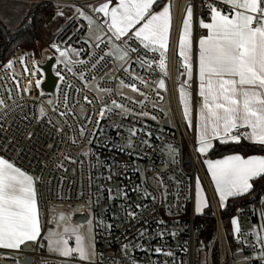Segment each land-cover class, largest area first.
<instances>
[{"label":"built area","instance_id":"built-area-1","mask_svg":"<svg viewBox=\"0 0 264 264\" xmlns=\"http://www.w3.org/2000/svg\"><path fill=\"white\" fill-rule=\"evenodd\" d=\"M18 1L73 9L74 13L68 17L67 24L58 31L52 43L62 49L71 46L78 50V57L70 54L72 60L88 61V53L98 51L84 43L88 38L87 23L75 9L84 10L88 5L104 0ZM209 2L174 0L171 43L167 55L168 76L164 77L159 70L158 53L137 46V51L130 54V71L142 77L147 86L140 84L139 80L133 81L117 65L114 56L106 57L94 70L87 63L73 65L74 71L81 68L85 71L90 81L85 89L78 76L68 74L63 65H55L57 54L51 47L46 52L42 49L38 54L25 46L12 50L0 67V100L7 105L0 108V156L14 161L35 178L39 212L46 219L56 208L76 207L91 213L95 222V261L88 263L78 258L77 254L66 258L47 255L41 250L42 237H39L31 243V250L24 246L5 252L9 255L0 250V264H23L21 260L26 257H30L31 264H261L260 260L252 257L260 251L257 238L264 242V215L254 206L238 207L233 216L239 223L238 237L233 234L231 223L229 226L225 224L223 209L214 195L203 162L194 150V133L188 131L179 105L177 88L183 76L180 75V59L175 55V44L178 42L180 23L186 7L191 5L194 10V38L197 41L201 34H205V30L199 28V22L207 15L206 5ZM101 47L107 50L106 41ZM25 53L29 60L35 53L42 66L49 61L48 57L54 58V76L55 70H61L66 77L56 95L46 91L40 95L34 87L25 94L22 91V75L15 77L20 81L21 90H17L12 71L5 69L4 65L8 60H14L15 72L22 73L18 58ZM138 56L149 61L156 60L157 63L145 71L137 60ZM99 77L101 79L96 85L112 89L111 95L93 90L91 85ZM161 78L165 79L166 92L156 89L154 82ZM121 79L125 83H136L146 93L148 99L143 107L121 99L117 92ZM67 84H71L70 89L66 88ZM76 89L80 92L77 93ZM190 90L195 123V77ZM65 91L69 109L75 117H61L59 114L66 111ZM85 95L91 103L85 102ZM95 97H103V102ZM111 99H116L132 111L124 113L114 109L106 112L97 125V113ZM138 99L135 100L141 101L144 97L138 93ZM42 107L45 110L43 116L40 113ZM142 111L157 119L133 114ZM89 116L91 123L87 120ZM80 125L85 126L83 136L78 130ZM133 128L136 129L135 136L129 131ZM197 178L202 181L209 199V206L201 214L195 211ZM145 192L150 195L146 197ZM130 212H135L134 218L129 215ZM161 232L164 234L162 238L159 235ZM125 245H129L127 254L123 251ZM156 248L172 255H157Z\"/></svg>","mask_w":264,"mask_h":264},{"label":"snow or ice","instance_id":"snow-or-ice-1","mask_svg":"<svg viewBox=\"0 0 264 264\" xmlns=\"http://www.w3.org/2000/svg\"><path fill=\"white\" fill-rule=\"evenodd\" d=\"M220 4L226 5L227 10L214 2L206 5L208 22H205L203 18L200 19L199 28L205 30V34L199 36L195 59L191 5L185 9L178 32V42L175 44V55L181 62L180 75L184 77L177 88L179 105L188 131L194 133V150L200 156H206L214 148V141H219L220 144L229 142L238 144L243 138L254 145L264 146V0H220ZM156 8L159 10H155ZM75 12L87 22L86 36L88 38L84 40V43L90 49L94 47L98 51H90L88 61L72 60L69 58L70 54L78 57V50L71 46L62 49L56 43H52L50 47L57 54L55 65H63V70L68 74L78 76L85 89L88 88L90 81L86 78L83 68L74 71L73 65L83 66L87 63L90 64V69L94 70L105 61L106 57L113 56L119 62V67L133 81L139 80L140 84L147 86L142 77L130 71L132 63L130 54L137 51V46L148 52L158 53L159 70L164 77L168 76L167 53L171 43L172 27L170 0L163 3L162 7L158 0H104L93 9L96 14L95 19L93 16L86 15L80 8H76ZM57 15H63V13L58 12ZM105 41L107 50L101 47ZM44 51L46 52L47 49ZM31 55V60L27 59V53L19 56L22 73L15 72L14 60H8L4 67L12 71V78L18 91L21 90L20 81L15 77L22 75L24 78L22 91L25 94L30 93L34 87L40 95H44L45 89L42 84L46 69L41 61L35 58V53ZM48 59L52 60V57ZM137 60L145 71L157 63L156 60L149 61L139 56ZM126 64L128 66H125ZM55 75L57 77L53 85L55 91L50 95H56L60 91L61 83L66 79L61 70H55ZM194 77L198 96L195 123L190 91ZM92 79L95 80L94 75ZM154 83L159 91H167L165 79L161 78ZM66 88L70 89L71 84H67ZM124 88L130 89L133 93H139L144 99L136 101L123 95L120 90ZM76 91L79 93L80 89ZM96 91L111 95L112 89L100 87L97 84ZM117 91L121 99L128 100L132 104H139L141 107L148 99L146 93L141 91L136 83H125L122 79L119 81ZM10 92L11 90H9V98H11ZM95 98L103 102V97ZM67 100V91H65L66 111L59 114L61 117L66 115L75 117V113L69 109ZM84 100L86 103H91L87 95L84 96ZM48 103L51 104V100ZM4 107L7 105L0 100V108ZM114 109L124 113L132 111L116 99H111L97 113V125L106 112H112ZM55 110L54 107L53 111ZM40 113L41 116L45 115L43 107ZM133 114L157 119L147 111ZM87 120L91 123L90 116ZM84 128V125H80L78 129L81 136L84 135ZM241 129L246 131H240ZM129 131L131 135H136V129ZM147 135L151 134L147 133ZM129 146H131L130 143ZM203 163L222 209L229 198L248 193L253 187L250 181L264 176V155H250L245 158L240 154H231L218 159H205ZM35 184L36 180L33 176L18 167L14 161L0 156V248L19 250L22 245L35 242L40 237L41 224ZM161 187H163L162 184ZM148 195L150 194L145 192V196ZM152 199L154 200L155 197L153 196ZM208 206L207 197L203 194L201 183L197 178L195 211L201 214L202 209ZM136 207L139 208L140 205ZM129 215L134 218L135 212H130ZM59 219L63 221L66 217L61 215ZM231 224L233 234L238 237L240 233L238 219L232 218ZM159 235L162 238L164 234L161 232ZM71 237L75 239V247L69 246ZM46 239L49 249L54 248L62 257H71L73 253H76L81 260L88 258L89 252L78 225H65L63 232L49 229ZM256 243L260 251L252 259H258L261 264H264V242L257 238ZM128 247L129 245H125L123 248L125 254ZM154 251L157 255H172L171 252H165L161 248H156Z\"/></svg>","mask_w":264,"mask_h":264},{"label":"rangeland","instance_id":"rangeland-1","mask_svg":"<svg viewBox=\"0 0 264 264\" xmlns=\"http://www.w3.org/2000/svg\"><path fill=\"white\" fill-rule=\"evenodd\" d=\"M34 5L30 2L25 1H18V0H0V22L2 23L3 27L7 30H15L18 27H20V24L23 20V18L27 15L30 8ZM90 8V6H87ZM51 14L46 17L40 24V40L39 42H35L32 45H17V46H25L32 48L35 53H39L42 49L43 51L47 49V51L50 49V45L52 44L53 40L55 39L56 34L59 30L63 29L64 21L67 20V18L74 13L73 9L68 8H62V7H53L51 10ZM58 12H62L63 15H57ZM86 15L90 16L89 14L85 13ZM16 46V47H17ZM117 65L119 66V62H117ZM96 79V81L91 85L93 90L96 91V83L100 80ZM119 85V84H118ZM123 95L127 97H131L134 100L138 99V93H133L130 89L124 88L120 90ZM118 92V91H117ZM99 93V92H97ZM141 96V95H140ZM179 97V96H178ZM141 97L138 99L140 100ZM170 114V112H168ZM200 159L202 162L205 159H209L206 156H200ZM204 170L207 175V178L210 181L209 175L207 173L206 166L204 165ZM202 187L203 194L207 197L208 205H209V199L206 194L204 185L202 181L199 179ZM211 183V181H210ZM212 185V184H211ZM214 195H216L215 190L213 188ZM217 202L219 204L218 196L216 195ZM229 200V199H228ZM225 201V206L227 205V201ZM220 206V205H219ZM225 208V207H224ZM223 208V209H224ZM205 208L202 209V211ZM259 211L261 214L264 215V198L260 201ZM63 215L66 217L65 220H60L59 217ZM42 216V217H41ZM41 219V241L40 246L41 250L45 251L47 255H50L52 257L57 258H66L62 257L57 251L50 250L48 240L46 239L49 229H52L56 232H63V228L65 225H71V226H79V232L82 235L83 242L87 248V251L89 252L88 258L84 259V261L91 263L95 261V222L91 215V213L87 210L76 208V207H69V208H56L52 213H50L49 218L46 219L44 215L40 214ZM232 226V224H231ZM233 231V230H232ZM39 239V238H38ZM37 239V240H38ZM36 240V241H37ZM69 246L75 247V239L74 237L69 238ZM94 253V254H93ZM5 255H9V253H5ZM76 254V253H73ZM11 255V254H10ZM78 256V254H77ZM79 258V256H78Z\"/></svg>","mask_w":264,"mask_h":264},{"label":"trees","instance_id":"trees-1","mask_svg":"<svg viewBox=\"0 0 264 264\" xmlns=\"http://www.w3.org/2000/svg\"><path fill=\"white\" fill-rule=\"evenodd\" d=\"M163 0H159L161 5ZM34 4V3H33ZM155 7V6H154ZM52 7L46 4H34L28 11L27 15L23 18L20 27L15 30L7 29V36H4L0 30V67L9 58L12 50L17 45H32L40 40V24L51 14ZM2 25V23L0 22ZM3 26V25H2ZM252 154L264 155V146L254 145L241 139L240 143H217L214 148L209 151V159L221 158L224 155L230 154ZM253 187L244 195L232 197L227 201V205L223 209V218L227 226L230 225L236 210L240 206H254L259 208L260 201L264 198V176L254 178L251 181ZM209 225L211 222L208 220Z\"/></svg>","mask_w":264,"mask_h":264},{"label":"crops","instance_id":"crops-1","mask_svg":"<svg viewBox=\"0 0 264 264\" xmlns=\"http://www.w3.org/2000/svg\"><path fill=\"white\" fill-rule=\"evenodd\" d=\"M159 1V0H158ZM210 2H214V3H216L217 4V6H219V7H221V8H223L224 10H227V6L226 5H222V4H220V0H209ZM102 2H104V1H101V2H98V3H94V4H90V5H88V6H90V8H88V7H86L84 10H82L84 13H87V14H89L90 16H93V18L95 19V16H96V14L93 12V9L95 8V7H97L100 3H102ZM165 2H169V0H163V2L161 3V5H160V7H162L163 6V3H165ZM170 2H171V11H172V26H173V13H174V0H170ZM192 9H193V7H192ZM155 10H159V8H156ZM184 14H185V12H184ZM184 16V15H183ZM203 19H204V21L205 22H208V15H206L205 17H203ZM182 20H183V17H182ZM182 20H181V23H180V27H181V25H182ZM67 22H68V18H67V20L66 21H64V26L67 24ZM87 23V22H86ZM179 30H180V28H179ZM192 30H193V36H192V39H193V53H194V59H195V52H196V50H197V42H198V39H197V41H195V38H194V10H193V19H192ZM171 34H172V27H171V33H170V39H171ZM167 55H168V53H167ZM183 79H184V77L181 79V81H183ZM191 91V90H190ZM192 93V92H191ZM196 95H197V92H196ZM197 99H198V96H197ZM192 100H193V94H192ZM246 131V130H245ZM245 140V139H244ZM245 141H247V142H249L248 140H245ZM217 143H219V141H214V145L215 144H217ZM235 154H240V153H235ZM231 155V154H230ZM240 155H242V156H244L245 158L246 157H248V156H250V155H252V154H240ZM207 156H208V154H207ZM222 158V157H221ZM218 159V158H217ZM29 174V173H28ZM30 175V174H29ZM209 178H210V176H209ZM210 181H211V179H210ZM250 183H251V181H250ZM212 184V183H211ZM212 187L214 188V186L212 185ZM215 190V189H214ZM244 195V194H243ZM241 196V195H240ZM232 198V197H231ZM230 199V198H229ZM39 214H40V212H39ZM42 217V216H41ZM40 217V218H41ZM40 223H41V219H40ZM31 243H33V242H27L25 245H22L20 248H22V247H24V246H26V245H28V244H31ZM0 250L3 252H7V251H12V250H7V249H2V248H0Z\"/></svg>","mask_w":264,"mask_h":264},{"label":"water","instance_id":"water-1","mask_svg":"<svg viewBox=\"0 0 264 264\" xmlns=\"http://www.w3.org/2000/svg\"><path fill=\"white\" fill-rule=\"evenodd\" d=\"M0 30L2 31L4 36H7V30L0 24ZM54 63V58L52 60H49L43 67L46 69L45 75H46V81L43 83L42 87L45 89L46 92L52 93L54 92L53 85L55 84L57 78L54 76L52 72V65ZM31 244L26 245V249H30ZM21 262L23 264H31L30 257H26L25 259H22Z\"/></svg>","mask_w":264,"mask_h":264}]
</instances>
